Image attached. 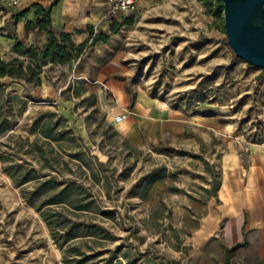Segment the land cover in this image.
<instances>
[{"label":"rangeland","instance_id":"374dc122","mask_svg":"<svg viewBox=\"0 0 264 264\" xmlns=\"http://www.w3.org/2000/svg\"><path fill=\"white\" fill-rule=\"evenodd\" d=\"M134 18L113 43L126 113L140 95L183 130L134 144L111 125L109 90H62L68 70L52 66L40 85L1 78L0 264H194L221 157L264 148V70L225 43L223 13L160 0Z\"/></svg>","mask_w":264,"mask_h":264},{"label":"crops","instance_id":"0c3cea01","mask_svg":"<svg viewBox=\"0 0 264 264\" xmlns=\"http://www.w3.org/2000/svg\"><path fill=\"white\" fill-rule=\"evenodd\" d=\"M158 1L137 0L130 16L120 12L114 17L106 14L105 0H23L17 7L0 3L5 8L0 9V52L9 56L7 59L0 58L8 60L13 56L11 48L14 35L28 46H43L45 33L37 28L25 30L24 25L27 20H36L32 4L51 6L52 30L55 33L68 32L75 44L87 41L88 46L71 62L49 64L44 67L43 73L51 66L68 70V84L62 90L69 86L70 81L73 88V80L76 79L115 94L116 103L108 105V117L115 130L131 143L142 140L143 130L151 135L179 133L184 126L182 121L165 116L164 111L154 103L145 102L140 95L126 113L123 106L126 97L125 69L121 61L123 55L122 50L118 46L114 47L113 43L124 27L134 23L121 26L116 33L110 31L114 21L122 23L129 17L134 18ZM24 9H28V12L16 18L15 15ZM100 32L109 35L108 40L90 44ZM120 113H126V119L115 122V115ZM220 165L221 177L215 195L208 199L206 213L196 218L189 235L193 263L224 264L226 248L245 241V246L232 254L230 264L236 252H239L241 264H264V148L257 145L231 148L221 157Z\"/></svg>","mask_w":264,"mask_h":264},{"label":"trees","instance_id":"16d2710c","mask_svg":"<svg viewBox=\"0 0 264 264\" xmlns=\"http://www.w3.org/2000/svg\"><path fill=\"white\" fill-rule=\"evenodd\" d=\"M196 1L201 2L205 7L210 9L215 16H220L223 13L222 0ZM54 3H52V5ZM32 7L34 8L36 20L35 22L27 20L24 28L25 30L37 28L39 31L44 32L46 41L41 48H37L24 44L14 35L12 37L13 45L11 48L13 56L8 60L0 58V78L8 77L11 81H24L26 83L40 85L42 82L41 75L43 74L45 66L49 64H64L71 62L83 52L88 46V42L85 41L81 44H75L70 33L65 31L55 33L51 28V6L44 7L39 3H34ZM27 12L28 9H24L19 14L15 15V17H22ZM133 23V17L127 18L122 23L114 21L110 26V31L116 33L121 26L132 25ZM108 38L109 35L100 32L92 38L90 44H94L97 41L106 42ZM245 244L246 242L243 241L236 243L230 248H226L224 264H230L232 254L238 248L245 246Z\"/></svg>","mask_w":264,"mask_h":264},{"label":"water","instance_id":"95a60500","mask_svg":"<svg viewBox=\"0 0 264 264\" xmlns=\"http://www.w3.org/2000/svg\"><path fill=\"white\" fill-rule=\"evenodd\" d=\"M225 43L247 64L264 70V0H222Z\"/></svg>","mask_w":264,"mask_h":264},{"label":"built area","instance_id":"2783aa9c","mask_svg":"<svg viewBox=\"0 0 264 264\" xmlns=\"http://www.w3.org/2000/svg\"><path fill=\"white\" fill-rule=\"evenodd\" d=\"M23 0H0V3L8 7H17L22 3ZM137 0H105L106 4V14L108 16L114 17L118 13H124L127 16H130L135 7ZM126 113H120L115 115L114 121L121 122L126 119Z\"/></svg>","mask_w":264,"mask_h":264}]
</instances>
